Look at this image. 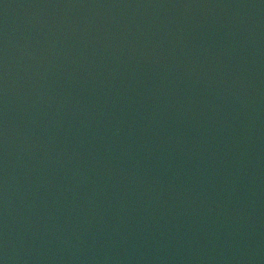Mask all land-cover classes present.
Instances as JSON below:
<instances>
[{
  "label": "water",
  "instance_id": "water-1",
  "mask_svg": "<svg viewBox=\"0 0 264 264\" xmlns=\"http://www.w3.org/2000/svg\"><path fill=\"white\" fill-rule=\"evenodd\" d=\"M0 264H264V0H0Z\"/></svg>",
  "mask_w": 264,
  "mask_h": 264
}]
</instances>
